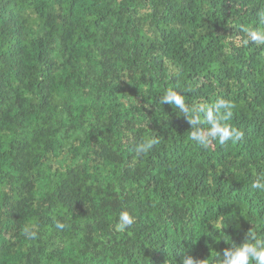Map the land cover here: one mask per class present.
Segmentation results:
<instances>
[{
    "label": "trees",
    "instance_id": "16d2710c",
    "mask_svg": "<svg viewBox=\"0 0 264 264\" xmlns=\"http://www.w3.org/2000/svg\"><path fill=\"white\" fill-rule=\"evenodd\" d=\"M259 10L0 0V264H221L248 232L264 239V191L250 187L264 176V45L240 31L264 27ZM169 88L197 110L232 102L241 139L191 140L158 103ZM147 137L158 142L138 155ZM124 210L136 219L119 232Z\"/></svg>",
    "mask_w": 264,
    "mask_h": 264
},
{
    "label": "clouds",
    "instance_id": "9594fccd",
    "mask_svg": "<svg viewBox=\"0 0 264 264\" xmlns=\"http://www.w3.org/2000/svg\"><path fill=\"white\" fill-rule=\"evenodd\" d=\"M257 22L264 26V10H259L256 13ZM240 31L244 34L245 44L264 45V27L242 26ZM158 103H167L170 106L174 105L191 125L193 131L190 134V139L200 144L202 147H207L213 140L218 141L220 145H225L228 142H237L241 139L242 133L233 128L227 123L233 116V108L235 105L223 99L217 100L211 108L194 109L190 108L185 103L184 95L178 93L174 88H169L164 95L159 97ZM201 113H203V121L208 125L207 128H202ZM154 137L142 138L135 146V152L138 155H144L151 151L157 143ZM251 189L256 191H264V176H258L250 185ZM135 216L127 210L121 211L118 216V222L115 228L119 232H124L135 223ZM58 229H63V223H57ZM23 235L27 240H35L38 237L35 223L25 225ZM200 262V261H199ZM190 256H185L181 264H199ZM221 264H264V239L257 238L255 233L248 232L245 241L237 246L232 244L225 249L222 255Z\"/></svg>",
    "mask_w": 264,
    "mask_h": 264
}]
</instances>
